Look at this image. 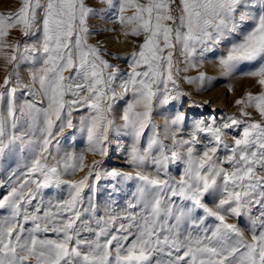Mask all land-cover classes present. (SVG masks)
<instances>
[{"label": "snow or ice", "instance_id": "6c2138e0", "mask_svg": "<svg viewBox=\"0 0 264 264\" xmlns=\"http://www.w3.org/2000/svg\"><path fill=\"white\" fill-rule=\"evenodd\" d=\"M100 3L97 10L86 0H20L15 12L0 14L7 73L0 83V167L12 168L10 190L0 196V264H264V0ZM95 17H110L125 38H142L123 58L126 71L88 42L98 34L90 31ZM13 31L36 39L22 46L9 39ZM221 47L220 70L231 76L252 66L244 74L259 94L236 100L238 115L211 114L190 125L184 113L166 118V144L152 123L154 110L180 99V73ZM25 64L30 85L18 74ZM183 79L200 89L211 83L203 72ZM19 89L39 105L19 102ZM77 112L84 113L78 123ZM145 129L151 134L142 148ZM66 130L85 137V151L63 148ZM122 134L132 138L131 172L85 162L89 153L107 157ZM18 156L23 166L13 168ZM101 179L115 182L110 199L116 185L135 182L120 211L106 204L105 215H97ZM242 217L247 239L229 222Z\"/></svg>", "mask_w": 264, "mask_h": 264}, {"label": "rangeland", "instance_id": "374dc122", "mask_svg": "<svg viewBox=\"0 0 264 264\" xmlns=\"http://www.w3.org/2000/svg\"><path fill=\"white\" fill-rule=\"evenodd\" d=\"M90 7L97 10L104 7L100 0H86ZM20 6V0H0V14L7 15L8 13L15 12ZM90 31L98 34H93L89 37L88 42L93 45H98L101 50L105 53V59L108 60L110 64L119 67L122 71L127 70V63L123 59L126 55L130 54L134 48L142 42V38L128 37L125 38L121 35L122 29L119 24H114L110 17H95L89 20ZM113 31H106L112 30ZM9 39L12 41H20L22 43L27 42L31 44L35 41L36 37L30 36L25 37L18 31H13ZM224 48H217L214 53L207 54L206 60L203 64L199 65L197 69H190L188 72H181L179 78V88L183 93L178 100L170 101L168 104L156 108L153 112L152 123L156 126V131L158 132L160 138L164 140L166 135V118L174 117L178 112L184 113L187 116L188 125L191 124L193 119L204 118L208 119L211 114L217 115V119L221 116H230L237 114L238 107L236 105V100L243 98L246 94L251 93L253 95L259 94L260 86L255 82V80L244 73L250 71L252 66L243 65L241 69L231 76L225 75L216 63V57H218ZM114 57H119L120 59H114ZM183 68L184 65L181 64ZM30 64L21 65L19 71V77L21 81L25 84L30 85ZM8 71H11V67H8ZM200 72H203L206 77L211 81L207 84L204 89L198 88V85L187 84L184 82V77H196ZM5 64L0 60V83H3L4 77L6 75ZM15 81H13L14 83ZM27 89H19L17 96L19 102L32 101L40 103L38 98H34L26 94ZM121 107L124 101H120ZM253 119H259L258 114L253 110ZM84 114L83 112L73 113V119L78 123L79 116ZM118 115V113H117ZM119 123V121H117ZM187 129H185V132ZM151 134L149 129H145V133L141 138V147H147L148 136ZM170 135V133H168ZM64 149L68 151H75L80 153L86 150V139L79 133H76L75 137L72 136L71 130H66L64 137L60 138ZM166 144H171L170 140H164ZM132 144V138L128 135H120L115 137L114 142L110 146L109 155L107 157L93 156L92 154H87L85 156V162L91 164L93 160L101 162L102 169H120L124 172H131L132 169L128 163V153ZM72 145L73 147H69ZM24 161L19 158V156L12 162L13 168L16 166H23ZM173 174H177L179 168L177 166H172ZM12 168L7 166L0 167V196L6 194L10 190V173ZM85 172H78L73 179H79ZM134 174V173H133ZM115 184L114 181L108 179H101L98 184V192L93 197V202L98 205L97 215H105V206L110 204L115 211H120L126 206V199L130 196L131 191L135 188V182L121 183L116 185L119 191L110 199L109 193L112 191V185ZM66 187V186H65ZM47 192L56 190H45ZM90 193L89 189H85V195ZM61 195H66V191L61 192ZM47 199V198H46ZM115 200V203H112ZM207 202L209 206H212V198L209 197ZM87 203V200H86ZM202 214V213H201ZM230 223H238L241 226L242 231L245 233V238H250L248 234L249 221L246 217H242L238 222L235 218L229 221Z\"/></svg>", "mask_w": 264, "mask_h": 264}]
</instances>
